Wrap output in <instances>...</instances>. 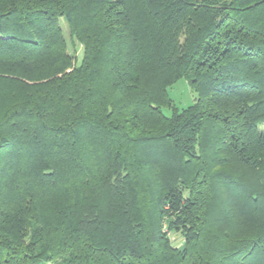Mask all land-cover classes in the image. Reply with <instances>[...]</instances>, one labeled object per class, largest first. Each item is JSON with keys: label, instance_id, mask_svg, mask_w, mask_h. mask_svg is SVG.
I'll list each match as a JSON object with an SVG mask.
<instances>
[{"label": "trees", "instance_id": "trees-1", "mask_svg": "<svg viewBox=\"0 0 264 264\" xmlns=\"http://www.w3.org/2000/svg\"><path fill=\"white\" fill-rule=\"evenodd\" d=\"M263 124L264 0H0V264H264Z\"/></svg>", "mask_w": 264, "mask_h": 264}, {"label": "rangeland", "instance_id": "rangeland-1", "mask_svg": "<svg viewBox=\"0 0 264 264\" xmlns=\"http://www.w3.org/2000/svg\"><path fill=\"white\" fill-rule=\"evenodd\" d=\"M59 25L66 43L67 53L75 60L77 65L82 59L83 47L76 41V39L69 35L68 28L64 20H59ZM167 92L169 99L180 109L191 105L196 98V93L188 86L185 80L177 81L168 88ZM162 112L166 115L170 114L168 109H162ZM261 127H264V124L261 125ZM164 230L173 247L179 249L183 244H185L181 233L170 231L166 228V226L164 227Z\"/></svg>", "mask_w": 264, "mask_h": 264}, {"label": "water", "instance_id": "water-1", "mask_svg": "<svg viewBox=\"0 0 264 264\" xmlns=\"http://www.w3.org/2000/svg\"><path fill=\"white\" fill-rule=\"evenodd\" d=\"M184 249H185V244H183V245L179 248V251H180V252H183Z\"/></svg>", "mask_w": 264, "mask_h": 264}]
</instances>
